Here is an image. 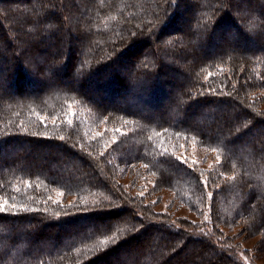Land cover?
Segmentation results:
<instances>
[{"label":"trees","instance_id":"16d2710c","mask_svg":"<svg viewBox=\"0 0 264 264\" xmlns=\"http://www.w3.org/2000/svg\"><path fill=\"white\" fill-rule=\"evenodd\" d=\"M251 238L264 254V0H0V264H244Z\"/></svg>","mask_w":264,"mask_h":264},{"label":"rangeland","instance_id":"374dc122","mask_svg":"<svg viewBox=\"0 0 264 264\" xmlns=\"http://www.w3.org/2000/svg\"><path fill=\"white\" fill-rule=\"evenodd\" d=\"M150 47H152L151 44H150ZM75 110L78 111L74 106H72L69 112V116H67L66 118L67 122L70 124H73L76 121L81 120L82 122L85 123L86 119L82 116L83 112L81 110L78 112V115L76 118L73 117ZM93 125L95 126H92L90 129H88L87 133L92 130L91 134L93 135V137L94 136L96 138L98 136L102 137L104 139L103 140L104 151L105 150L107 152L112 151V149H109V148L111 147L112 144L116 142V140L113 138L114 133L112 129L105 128V125L101 121L95 122L93 123ZM174 151L176 152V155H178L179 159H181L182 161H186L187 163L191 165H196L197 167L199 168L202 167L206 170H210L218 162L217 156H215L212 153H208L207 151L203 149H199L192 144H188V146H184V147L179 146ZM118 182L122 184L121 186L126 191L130 190L132 192L130 194H133L135 196H142V197L145 195L146 196L148 195L149 197L146 201H149L150 204L153 205V208L156 211L167 212L168 214H171L173 218L188 216L190 217L191 220L193 219L190 212H188L182 206H177L176 203L172 202L171 194L162 192L160 194L151 193V195H149L150 194L149 189H150L151 183H145L141 178H139V180L135 182L136 185L134 184L135 185L134 188H132L133 185H131L129 178L127 177L126 174L120 177L118 179ZM52 198H53L52 199L53 202H61V203L63 202L70 203L73 200L72 198L63 196L61 192H55ZM201 220L203 221L204 218H202ZM232 233H235V232L233 231ZM257 238H251L241 243V247L243 251L238 252V256L244 264H264V254L256 252L254 248L255 240L257 241Z\"/></svg>","mask_w":264,"mask_h":264}]
</instances>
